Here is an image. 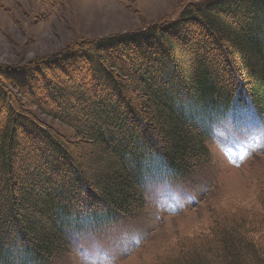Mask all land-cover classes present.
I'll use <instances>...</instances> for the list:
<instances>
[{
  "label": "trees",
  "instance_id": "1",
  "mask_svg": "<svg viewBox=\"0 0 264 264\" xmlns=\"http://www.w3.org/2000/svg\"><path fill=\"white\" fill-rule=\"evenodd\" d=\"M248 110L264 120V0L189 1L176 19L0 64V264H51L119 224L147 185L206 160L214 119ZM257 184L256 217L217 213L152 264H264Z\"/></svg>",
  "mask_w": 264,
  "mask_h": 264
},
{
  "label": "rangeland",
  "instance_id": "2",
  "mask_svg": "<svg viewBox=\"0 0 264 264\" xmlns=\"http://www.w3.org/2000/svg\"><path fill=\"white\" fill-rule=\"evenodd\" d=\"M189 1L206 0H0V64L21 65L63 54L78 41L173 20ZM44 120L72 137L68 126ZM214 123L207 158L198 168L180 175L168 190L147 185L144 206L124 216L118 229L97 238L94 233L83 241L90 244H82L87 253L73 246L74 254L64 253L53 264H152L158 246L198 231L217 213L230 217L243 209L256 217L251 215L262 208L256 181L264 179V120L248 110ZM36 148L48 156L47 144Z\"/></svg>",
  "mask_w": 264,
  "mask_h": 264
}]
</instances>
